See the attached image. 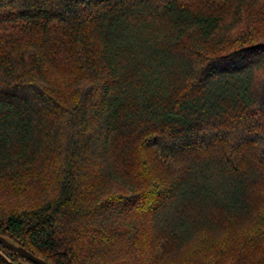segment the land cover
Wrapping results in <instances>:
<instances>
[{"label": "trees", "instance_id": "1", "mask_svg": "<svg viewBox=\"0 0 264 264\" xmlns=\"http://www.w3.org/2000/svg\"><path fill=\"white\" fill-rule=\"evenodd\" d=\"M0 235L51 264H264V0H0Z\"/></svg>", "mask_w": 264, "mask_h": 264}, {"label": "water", "instance_id": "2", "mask_svg": "<svg viewBox=\"0 0 264 264\" xmlns=\"http://www.w3.org/2000/svg\"><path fill=\"white\" fill-rule=\"evenodd\" d=\"M0 243H2L4 246L16 251L17 253L22 255L25 259H28V260L34 262L35 264H51V263L47 262L46 260L34 255L29 250H27L25 247L16 245L15 243L7 240L5 237H3L1 235H0Z\"/></svg>", "mask_w": 264, "mask_h": 264}, {"label": "rangeland", "instance_id": "3", "mask_svg": "<svg viewBox=\"0 0 264 264\" xmlns=\"http://www.w3.org/2000/svg\"><path fill=\"white\" fill-rule=\"evenodd\" d=\"M225 232H226V230H224L223 232H220L219 234H217V237L218 238H221V237H223V236H225L226 234H225ZM234 233L236 232V230H234L233 231ZM227 235H229V236H232L231 235V233L230 234H227ZM236 235V237L234 238L235 240H236V242L238 243V240H239V236L237 235V234H235ZM232 237H234V236H232ZM236 243V245H237V247H238V244ZM255 253V252H254ZM26 264V263H25ZM235 264H239V262L237 261Z\"/></svg>", "mask_w": 264, "mask_h": 264}]
</instances>
